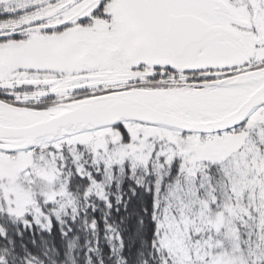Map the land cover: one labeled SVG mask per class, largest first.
Masks as SVG:
<instances>
[{
  "label": "snow or ice",
  "instance_id": "6c2138e0",
  "mask_svg": "<svg viewBox=\"0 0 264 264\" xmlns=\"http://www.w3.org/2000/svg\"><path fill=\"white\" fill-rule=\"evenodd\" d=\"M0 264H264V0H0Z\"/></svg>",
  "mask_w": 264,
  "mask_h": 264
}]
</instances>
